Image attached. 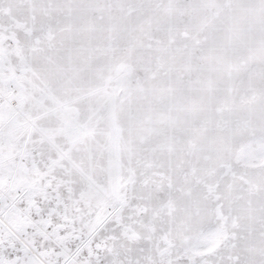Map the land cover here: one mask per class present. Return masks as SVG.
<instances>
[{
    "label": "snow or ice",
    "instance_id": "snow-or-ice-1",
    "mask_svg": "<svg viewBox=\"0 0 264 264\" xmlns=\"http://www.w3.org/2000/svg\"><path fill=\"white\" fill-rule=\"evenodd\" d=\"M0 264H264V0H0Z\"/></svg>",
    "mask_w": 264,
    "mask_h": 264
}]
</instances>
